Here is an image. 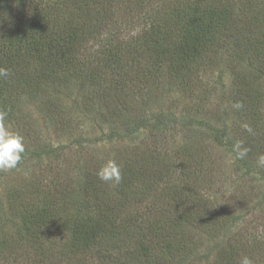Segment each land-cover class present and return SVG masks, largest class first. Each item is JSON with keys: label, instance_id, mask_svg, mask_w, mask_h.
Segmentation results:
<instances>
[{"label": "trees", "instance_id": "16d2710c", "mask_svg": "<svg viewBox=\"0 0 264 264\" xmlns=\"http://www.w3.org/2000/svg\"><path fill=\"white\" fill-rule=\"evenodd\" d=\"M143 1L55 0L43 6L41 0H0V67L10 70L7 78H0V109L8 112L7 121L13 119L19 97H49L46 93L50 88L61 83L80 81L102 107L114 95L120 101L127 100L125 94L134 90L139 80L143 83L162 66L190 70L203 59L211 65L218 53L208 54L218 46H227V56L237 67V58L247 55L264 68V18L256 17L258 21L253 22L251 12L228 3L206 13L202 4L187 2L169 10L165 22L156 23L150 17L149 22L139 25ZM118 11L122 16H117ZM240 11L246 19L237 17ZM218 30L226 35L223 45ZM231 34L249 38V47L228 48ZM247 74L245 71L240 77L246 86L252 82ZM262 74L256 71L253 83ZM260 99L262 96L254 93L249 101ZM215 141L224 144L221 136ZM244 141L251 151L264 149L262 138L256 145H251L255 140L250 135ZM151 154L119 164V183H103L96 173L87 176L89 182L77 205L79 213L72 220L74 236L63 245V253L58 251L61 260L64 254H79L85 261L79 264H112L116 256L118 264H178L191 259L195 250V235L185 230L186 225L198 222L219 229L221 220L225 223L228 217L221 211L213 213L216 202L205 196L208 190L204 188L215 186L214 160L208 153L197 160L193 156L202 153H191V160L187 164L181 161L183 166L175 177L170 173L177 170L162 167L163 161ZM161 168L172 183L169 191L160 185L162 173L164 176ZM57 183H51L49 189L51 204L28 211L23 232L0 242L1 264L16 263L19 257V264H59V258L49 257L52 249L48 246L68 222L61 208L68 205L70 192L69 185ZM186 196L189 199L185 202ZM238 249L217 250L215 264L220 260L240 264L242 256L250 257L254 264H264L261 246L251 242Z\"/></svg>", "mask_w": 264, "mask_h": 264}, {"label": "rangeland", "instance_id": "374dc122", "mask_svg": "<svg viewBox=\"0 0 264 264\" xmlns=\"http://www.w3.org/2000/svg\"><path fill=\"white\" fill-rule=\"evenodd\" d=\"M48 1L55 0H41L43 6ZM187 2L202 4L206 13L218 4L228 3L251 12L253 22L258 21L256 17L264 18V0H144V14L137 23H147L150 17L156 23L165 22L169 10ZM117 13L122 16V12ZM237 17L242 20L247 16L240 11ZM217 37L223 45L226 35L220 31ZM230 37L228 48L249 47V38L242 34ZM226 47L206 52L210 57L218 53L211 65L203 59L190 70L162 66L143 83L139 80L134 90L125 94L127 100L120 101L114 95L104 107L95 104L96 98L80 81L50 88L46 93L49 97H19L15 118L7 121V126L23 137L26 151L17 168L0 170V242L23 232L28 211L51 204L49 189L58 181L69 185L70 194L66 197L68 205L61 208L68 220L62 224L65 233L56 235L48 246L52 249L49 257L56 261L61 257L58 251L63 253V245L74 236L72 220L79 213L77 205L89 182L87 176L97 174L108 160L126 164L153 153L163 161L162 167L177 170L170 173L175 177L182 162L189 163L191 153L200 152L201 156H193L195 160L208 153L215 165V186L204 188L208 190L205 196L216 202L213 213L221 211L228 218L225 223L221 220L216 230L198 222L186 225L185 230L195 235V250L191 259L178 264H215L219 250L234 251L251 242L264 248V149L251 151L244 141L247 135L255 140L251 145L264 139V68L247 55L237 58V67L227 56ZM259 70L263 74L253 83L254 73ZM245 71L252 81L247 86L240 78ZM254 93L262 96L256 105L249 101ZM217 136L224 144L216 143ZM162 171L160 185L169 191L172 183ZM188 199L186 196L185 202ZM139 210L143 211L144 206L140 205ZM236 215L238 221L232 219ZM62 257L59 264L85 262L79 254ZM17 260L9 262L22 261L20 257ZM220 261L217 264H225ZM112 264H118L117 256Z\"/></svg>", "mask_w": 264, "mask_h": 264}, {"label": "clouds", "instance_id": "9594fccd", "mask_svg": "<svg viewBox=\"0 0 264 264\" xmlns=\"http://www.w3.org/2000/svg\"><path fill=\"white\" fill-rule=\"evenodd\" d=\"M9 75V69L0 67V78H7ZM7 116L8 112L0 109V170L17 168L26 151L23 137L19 133L11 131L7 126ZM240 155L242 156L243 153ZM261 163H264V157H261ZM97 176L104 182L119 183L122 179L121 166L115 160L110 159L97 172ZM240 264H254V261L248 256H242Z\"/></svg>", "mask_w": 264, "mask_h": 264}]
</instances>
